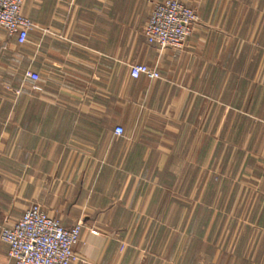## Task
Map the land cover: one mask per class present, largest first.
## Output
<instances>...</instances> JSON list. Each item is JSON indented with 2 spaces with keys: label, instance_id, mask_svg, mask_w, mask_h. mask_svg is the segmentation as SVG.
<instances>
[{
  "label": "crops",
  "instance_id": "crops-1",
  "mask_svg": "<svg viewBox=\"0 0 264 264\" xmlns=\"http://www.w3.org/2000/svg\"><path fill=\"white\" fill-rule=\"evenodd\" d=\"M164 1L26 0L27 42L0 28V234L36 204L82 224L73 264H264V0H179L198 25L160 51Z\"/></svg>",
  "mask_w": 264,
  "mask_h": 264
},
{
  "label": "built area",
  "instance_id": "built-area-1",
  "mask_svg": "<svg viewBox=\"0 0 264 264\" xmlns=\"http://www.w3.org/2000/svg\"><path fill=\"white\" fill-rule=\"evenodd\" d=\"M26 0H0V28L19 44L27 42L33 24L23 13ZM196 11L179 0L154 4L152 15L144 29L150 45L160 51L182 50L198 25ZM26 79L37 82L38 75L27 72ZM130 77L160 80L157 68L131 65ZM114 134L121 137L125 131L117 127ZM82 224L64 228L59 221L48 216L39 206L32 205L12 226L1 229L0 239L9 248L13 264H73L78 261L75 253L80 243Z\"/></svg>",
  "mask_w": 264,
  "mask_h": 264
}]
</instances>
